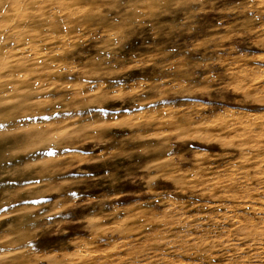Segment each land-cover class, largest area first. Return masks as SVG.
Segmentation results:
<instances>
[{"label":"rangeland","instance_id":"rangeland-1","mask_svg":"<svg viewBox=\"0 0 264 264\" xmlns=\"http://www.w3.org/2000/svg\"><path fill=\"white\" fill-rule=\"evenodd\" d=\"M23 7L0 8L19 35L0 36V264H264L202 191L248 176L264 197V0ZM197 230L218 247L183 246Z\"/></svg>","mask_w":264,"mask_h":264},{"label":"bare ground","instance_id":"bare-ground-1","mask_svg":"<svg viewBox=\"0 0 264 264\" xmlns=\"http://www.w3.org/2000/svg\"><path fill=\"white\" fill-rule=\"evenodd\" d=\"M36 2V0H6V2L3 4V5H0V8L1 9H3V10H5V8L7 7V6H10L11 8L13 7L14 8V10H19V12L21 13V12H24L25 13V8L23 7V6H28L29 5V3H31V4H34ZM263 22V21H262ZM11 24H12V21H11V19H6V20H4V21H0V29H2V33H0V36H5L7 39H10V38H13L12 36L15 34V36L17 35L18 37H19V35H18V32L16 31V29L15 28H11ZM263 26H264V24H263ZM4 29V30H3ZM250 32V31H249ZM14 36V37H15ZM16 36V37H17ZM232 50V49H231ZM14 61V60H13ZM217 61V60H216ZM2 62H4V61H2ZM11 62V61H10ZM151 63V62H150ZM6 64H7V62H6ZM3 65V64H2ZM9 65V64H8ZM12 66V65H11ZM10 66V67H11ZM3 67V66H2ZM1 67V68H2ZM6 67V65L4 66V68ZM3 68V70H5ZM9 68V67H8ZM7 68V69H8ZM9 70H10V68H9ZM1 71V70H0ZM5 72V71H4ZM242 72V71H241ZM3 74V73H2ZM2 78V77H1ZM5 79V78H4ZM3 79V80H4ZM6 80V79H5ZM4 80V81H5ZM1 84H2V82H0ZM0 84V85H1ZM241 84V83H240ZM13 86V88L12 89H10L9 91H10V93H12V91H17L18 92V90H19V84L18 83H16L15 85H12ZM238 86V85H237ZM236 86V88H239V87H237ZM240 86V85H239ZM242 87V86H241ZM246 87V86H245ZM244 88V87H243ZM258 88V87H257ZM256 88V89H257ZM247 89V88H246ZM245 89V90H246ZM255 89V90H256ZM196 90V89H195ZM240 90H241V88H240ZM239 90V91H240ZM243 90V89H242ZM241 90V91H242ZM245 90H243L244 92H245ZM17 92H15V93H17ZM262 92V91H261ZM260 92V93H261ZM9 93V92H8ZM255 94H257L256 92H255ZM254 95V94H253ZM5 96V95H4ZM8 96V95H7ZM252 96V95H251ZM257 96V95H256ZM255 96V97H256ZM4 103V102H3ZM6 103V102H5ZM191 107V106H190ZM228 110V109H227ZM230 111V110H229ZM226 114V113H225ZM244 114V113H243ZM264 114V113H263ZM262 114V115H263ZM235 115V114H234ZM140 116V115H139ZM222 116H224V115H222ZM221 118H223V117H219V118H217V119H208V118H205V117H203V116H200V119L198 120V121H194L193 119H191V122H189V126L190 127H201V126H203V127H205L206 129H209V128H213L212 126L214 125V123H217V124H219V122L220 121H222L221 120ZM236 118V117H235ZM262 118V117H261ZM260 118V119H261ZM227 119V118H226ZM240 119V118H239ZM141 120V119H140ZM225 120V119H224ZM215 121H218V122H215ZM225 121H227V120H225ZM239 121V120H238ZM231 122V121H230ZM213 123V124H212ZM238 123V122H237ZM264 123V122H263ZM178 125V124H177ZM227 125V124H226ZM259 125V124H258ZM217 126V125H216ZM216 126H215V128H216ZM222 127H223V125H221ZM225 126V125H224ZM261 127L263 126V124L262 125H260ZM259 126V127H260ZM32 126H30V128H31ZM184 127V126H183ZM185 128V127H184ZM183 128V129H184ZM219 128V127H218ZM182 129V130H183ZM186 129V128H185ZM264 129V128H263ZM13 130V127H10V128H5V129H3L2 130V132L3 133H5V132H10V131H12ZM225 130H226V128H225ZM233 130V129H232ZM231 130V131H232ZM259 130V129H258ZM262 130V129H261ZM260 130V131H261ZM14 131V130H13ZM186 131V130H185ZM260 131L257 133V134H259L260 133ZM2 133V134H3ZM37 132H35V134H36ZM45 133V132H44ZM246 133H248L251 137H255L256 135L253 133V128L252 127H249V126H246L245 125V128H243V130L242 131H240L239 133H238V137L239 138H244V136H245V134ZM1 134V135H2ZM6 134V133H5ZM35 134H34V137H35ZM261 134V133H260ZM260 134H259V136H260ZM263 134V133H262ZM0 135V136H1ZM7 135V134H6ZM37 135V134H36ZM43 135V134H42ZM214 135V134H213ZM4 136V135H3ZM10 136V135H9ZM29 136H32L31 134L29 135ZM262 136V135H261ZM33 137V138H34ZM224 137V136H223ZM256 138V137H255ZM248 140H250V139H248ZM252 141V140H251ZM249 142V141H248ZM259 144L257 145V144H249L248 145V147L251 149V150H253V151H255V152H259L260 150H262V151H264L263 150V148H264V145L263 144H261L260 143V141L258 142ZM246 144V143H245ZM229 146V145H228ZM240 150V149H239ZM264 153V152H263ZM260 155V154H259ZM177 169L178 170H180V169H182V168H178L177 167ZM176 169V170H177ZM175 170V171H176ZM181 173V172H180ZM227 173V172H226ZM225 173V174H226ZM229 173V172H228ZM179 174V173H178ZM183 174V173H182ZM224 174V175H225ZM230 174V173H229ZM177 175V174H176ZM228 175V174H227ZM232 175V174H231ZM230 175V176H231ZM234 175V174H233ZM217 176H220V175H217ZM216 176V177H217ZM223 176V175H222ZM229 176V175H228ZM221 177V176H220ZM225 177V176H224ZM223 177V178H224ZM233 177V176H232ZM202 178H204V177H202ZM208 178V177H207ZM184 179H185V177H184ZM183 179V180H184ZM196 179H198L199 180V178H196ZM195 179V180H196ZM226 179V178H225ZM245 179V182L243 181L242 183H240V181L239 180H237V179H231V178H229V181L227 182L228 184H216V185H214V187L212 188V187H210V188H207L206 186V189H202V191H203V195L204 196H209V197H211L214 201H213V203H211L210 205H209V207H210V209H211V211L213 210V212L212 213H223V216L225 217L227 214H228V212H230V214L229 215H231V219H227L228 220V223H230V227H227V228H225L226 230L229 228V230L230 229H232V228H234L237 232H239L240 234H242V233H245V234H247V237L246 238H249L250 240H253V241H255V244H257L258 242L259 243H262V246L261 247H263L264 248V197L263 196H261V198H258V199H251L252 198V196L251 195H248L253 189L252 188H250V186H248V184H247V180H249L250 181V179H249V177L248 176H244L243 177V180ZM179 180H181L182 181V179L180 178ZM178 180V181H179ZM241 180V179H240ZM177 181V180H176ZM200 181V180H199ZM213 181V180H212ZM239 181V182H238ZM183 182V181H182ZM210 182H211V180H210ZM224 182H226V181H224ZM179 184H183V183H180V181L178 182ZM213 183V182H212ZM201 184H202V182H201ZM251 185V184H250ZM189 187V186H188ZM187 187V188H188ZM191 187V186H190ZM190 187L188 188V189H190ZM199 187V186H198ZM197 187V188H198ZM183 188V187H182ZM194 189V188H193ZM264 189V188H263ZM263 189H262V191H263ZM191 190V189H190ZM200 190V189H199ZM251 190V191H250ZM194 191V190H193ZM201 191V192H202ZM186 192V191H185ZM247 192V193H246ZM249 192V193H248ZM243 194H247V195H245V196H247V198H248V200H250L249 201V204H246V202H245V200H243V204H235L234 202H232V200L233 199H235V198H239V197H241ZM218 195V196H217ZM216 198L217 199H221V198H223V199H226L227 200V205L225 204V202L223 201L220 205H217V201H215L216 200ZM243 198V197H242ZM250 198V199H249ZM243 199H245V198H243ZM238 200V199H237ZM251 200H253V201H251ZM258 202V203H257ZM219 206H225V211L224 212H220L219 210H218V207ZM224 208V207H223ZM247 209L249 210V211H247ZM215 210H216V212H215ZM179 213V212H178ZM180 213H181V211H180ZM212 213H210L211 215H213ZM210 215V216H211ZM219 215V214H218ZM180 216V215H179ZM182 216H183V214H182ZM184 217V216H183ZM213 217V216H212ZM176 218V217H175ZM180 218V217H179ZM152 219H154V218H152ZM215 219V221H216V218H214ZM187 220V219H186ZM143 221V220H142ZM225 221V220H224ZM217 222V221H216ZM117 225V224H116ZM115 225V226H116ZM119 225H121V224H119ZM118 227V226H117ZM124 227V226H123ZM218 227H219V225H218ZM103 229V228H102ZM105 229V228H104ZM118 229H120V226L118 227ZM122 229V228H121ZM114 230V229H113ZM112 230V231H113ZM203 232H199L198 230L196 231V232H194V233H192V234H190L189 233V235L187 236V237H189V239H187V240H181V243H182V245L183 246H185L186 248H188V249H196V250H199V251H202V250H204L205 251V249H207V251L209 252L210 250L212 251V248H217L218 247V245H217V243L215 244V242L214 241H210L209 240V238H207L208 236H209V234H208V231H204V230H202ZM223 231H224V229H223ZM228 231V230H227ZM227 233V232H226ZM229 233V232H228ZM145 234V233H144ZM143 234V235H144ZM178 234V233H177ZM226 235V234H225ZM229 235L230 234H228L227 236L229 237ZM215 236V235H214ZM147 237H148V235H147ZM151 237V236H150ZM237 237H238V234H237ZM245 238V239H246ZM181 239V238H180ZM211 239V238H210ZM228 239V238H227ZM239 239V238H238ZM241 239H242V237H241ZM127 240V245H129L130 247H131V241L130 240H128V239H126ZM179 240V239H178ZM218 241V240H217ZM142 242L144 243V240H138V242L137 243H139V246H142L141 244H142ZM175 242V241H174ZM249 245V244H248ZM128 246V247H129ZM129 247V248H130ZM239 247V246H238ZM255 247H259V246H256L255 245ZM239 248H241V247H239ZM130 249H133L132 247L130 248ZM239 250V249H238ZM241 250V249H240ZM261 250V249H260ZM262 250H264V249H262ZM95 251V250H94ZM132 251V250H131ZM258 251V250H257ZM79 252H81V251H79ZM87 252H89V251H87ZM97 252L98 251H96V254H97ZM237 252V251H236ZM259 252V254H260V252L262 253V251H258ZM91 253V252H90ZM223 253V252H222ZM240 253V252H239ZM1 254V253H0ZM83 254V253H82ZM81 254V255H82ZM85 254V253H84ZM83 254V255H84ZM99 254V253H98ZM82 255V256H83ZM91 255V254H90ZM93 255H95V253L93 254ZM262 255V254H261ZM261 255H259V256H261ZM86 255H84V257H85ZM220 256V255H219ZM257 256V255H256ZM258 256V257H259ZM54 257V256H53ZM61 257V256H60ZM80 253H78V250H76V252H71L70 254H68L67 256L65 255V257L63 256V259L61 260V261H59V263L58 264H83V263H85L86 262V259L88 258H83V257H80ZM148 257V256H147ZM221 257H224V255H221ZM76 258H78V260L76 259ZM227 259V258H226ZM90 260V259H89ZM243 260V259H242ZM260 260H261V258H260ZM264 260V259H263ZM87 261H88V259H87ZM93 261H95V260H93ZM133 261V260H132ZM245 261V260H244ZM256 261V260H255ZM258 262H259V260H257ZM184 262V261H183ZM222 261H217V263L216 262H213L214 264H223V263H221ZM227 262V261H226ZM225 262V264H228V263H226ZM228 262H230L231 264L232 263H236L237 262V260L234 258V259H230V261H228ZM249 262V261H248ZM248 262H246V263H248ZM123 263V262H122ZM130 263V262H129ZM243 263V262H242ZM245 263V264H246ZM260 263V262H259ZM262 263H263V261H262ZM236 264H238V262L236 263ZM240 264V263H239ZM244 264V263H243ZM252 264V263H251ZM253 264H255V263H253ZM258 264V263H257ZM261 264V263H260Z\"/></svg>","mask_w":264,"mask_h":264}]
</instances>
